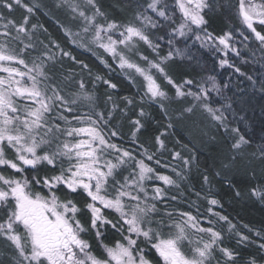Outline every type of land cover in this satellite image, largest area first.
<instances>
[{"label": "snow or ice", "instance_id": "1", "mask_svg": "<svg viewBox=\"0 0 264 264\" xmlns=\"http://www.w3.org/2000/svg\"><path fill=\"white\" fill-rule=\"evenodd\" d=\"M56 6L69 8L75 14L72 19L78 16L84 22L82 31H91L93 42L117 59L121 69H132L144 78L147 101L142 96L141 103H157L168 117L169 129L173 127V120L190 121L201 135H207L208 125L200 127V124L208 121L216 131L223 129L232 136L231 151L226 162H221L222 169H231L237 158L243 157L250 141L240 128L229 126L225 112L231 109V104L213 107L214 101L209 99V90L203 83L174 79L170 62L175 57L183 59L186 49L170 48L166 55H160V41L168 37L167 43L172 45L175 37L191 33L203 46L218 42L223 46L221 51L231 50L239 56V50L233 46L237 31L243 37L242 43L254 36L264 45V0H236L235 5L221 0H127L126 6L133 15L124 24L109 19L98 0H83V6L74 0H60ZM38 7L24 0H0V73L6 74L0 75V166L21 174L17 177L0 172V240L4 241L0 264H154L150 258L153 251L159 264H237L240 253L224 246L221 231L203 227L190 212H179L180 219L176 220L172 211L161 213L157 208V202H163L167 192L156 186L150 193L147 182L155 179L179 189L180 182L187 180L185 171L173 168L176 179L159 174L145 159H138L131 149L114 142L121 133L110 122L119 106L113 102L107 113L96 111L97 98L87 90L83 79L74 80L71 70L68 75L59 71L63 57L73 61L76 58L55 42L52 46L59 56L49 45L38 41L35 33L43 29V25L30 22ZM232 7L242 28L214 35L208 30L213 17ZM20 8L25 11L23 17L18 21L10 18ZM84 8L90 9L91 14ZM98 18L104 23H99ZM193 26L198 31L194 32ZM149 29L162 30L164 35L153 39ZM64 31L69 37L79 36L69 28ZM113 32H119L120 38L107 35L104 42L102 33ZM37 41L43 45V51L38 50ZM137 42H143L156 55V59H150L139 54L146 67L135 63L119 49V45L134 49ZM26 56H31L30 63ZM76 62L82 70L88 67ZM102 62L110 67L107 61ZM220 64L223 66L228 61L221 60ZM235 72L246 75L239 67ZM96 79L103 78L97 76ZM209 80L212 90L223 95L215 78L209 77ZM73 82L78 86L77 91L68 90ZM104 83L117 88L109 80ZM169 87L174 90L172 96L166 90ZM261 87L264 90V85ZM107 99L112 101L113 98L108 96ZM123 99L126 105L134 103L130 97ZM228 99L224 97L225 101ZM166 102L180 106L168 115ZM82 104L89 111L80 114L78 109ZM120 111L126 115L127 107ZM138 115L145 117L148 113L140 107ZM130 123L135 140L143 124L139 118ZM161 136L155 138L158 151L166 148ZM182 147L193 155L186 158L180 151L172 155L188 169L195 162L194 148L189 149L186 144ZM140 148L146 160L152 161L155 153H150L143 144ZM259 153L264 164V147ZM155 162L160 164L159 159ZM41 165L47 171L41 173ZM26 168L33 170L31 178L24 174ZM203 181L209 183L207 174L203 175ZM229 186L232 187L231 181ZM37 187L46 189L47 194L36 190ZM61 189L66 190L63 199L57 194ZM250 192L264 201V185L252 187ZM235 195L239 197L241 192L236 190ZM79 197L84 198L82 203L77 202ZM170 198L177 199L176 196ZM209 204L219 205L220 201L213 198ZM214 215L227 223L229 232L235 229L227 216ZM164 229L168 232L164 233ZM109 230L121 238L105 243ZM190 233L198 238L193 240ZM236 235L238 244L255 243L247 235L239 232ZM255 236L264 240L260 231H256ZM257 247L264 253V243H258ZM97 248L101 250L99 253ZM245 264H264V257L257 260L250 256Z\"/></svg>", "mask_w": 264, "mask_h": 264}, {"label": "trees", "instance_id": "2", "mask_svg": "<svg viewBox=\"0 0 264 264\" xmlns=\"http://www.w3.org/2000/svg\"><path fill=\"white\" fill-rule=\"evenodd\" d=\"M24 2L30 5H39L30 22L43 25V29H47V32L43 29H37L35 36L38 41H43L44 44L49 45L52 51L59 56L58 50L52 46V42H55L60 45L61 49L70 52L76 61L88 66L82 70L79 63L70 60L68 57H63V67L59 71L68 75L69 70H71L74 80L83 79L87 90L94 93L97 98L96 111L107 113L113 102L119 106L114 120L110 122V125L117 127L121 133L119 137L114 138V142L124 148L131 149L138 159H145V163L150 164L159 174L169 175L176 179L173 168L177 171H185L187 180L180 182L179 189L164 185L162 181L155 179L147 182L149 189L158 185L167 192L163 202H157V208L160 209L161 213L165 210L172 211L174 213L173 219L179 220V212H190L198 217L203 227H214L221 231L224 236V246L240 253L237 264H245L250 256H255L257 260H261L264 253L260 251L257 245L264 243V240L256 237L255 232L260 231L264 234V201L251 195L250 189L264 185V164L259 159V150L264 147V90L261 87L264 85V45L256 41L254 36H250L248 41L242 43L243 37L239 35V31L236 32L233 44L239 50V56L231 50H225L227 51V55H225V51L220 50L223 46L219 45L218 42L214 44L209 42L210 47L203 46L200 41L195 40L191 33L186 37H175L172 45L167 43L168 37L160 41V55H166L170 48L186 49L183 59L175 57L174 61L170 62V74L173 75V78L177 81L193 79L198 83H203L209 90V99L214 101L213 107L222 108L225 103H230L231 109L225 112L229 126L240 128L241 133L250 141V144L245 147L243 157H238L236 164L225 171L221 167V162H226L231 151L232 136L229 133H225L223 129L216 131L208 124V121L200 124V127H204L205 124L208 125L205 129L207 135H201L190 121L178 122L173 120V127L169 129L167 127L168 117L157 103H141V97L146 92V81L142 76L138 73L132 75L126 69H121L117 60L110 53L88 38L87 33L83 35V32L79 30L78 23H76L78 30L73 33H79V36L69 37L66 35L64 28L70 26L77 29V27L75 22L69 19L72 15L65 7H57L58 3L55 0H24ZM221 2L235 5L236 0H221ZM98 3L102 10L108 14L109 19H114L121 24L132 19L133 13L126 6L127 0H98ZM24 14V9L20 8L14 11L10 18L18 21ZM178 16L179 13L177 12ZM233 28L238 30L242 28L235 7L227 8L216 14L208 30L214 35H222ZM193 31L198 30H194L193 27ZM149 34L155 39L156 36L164 35V32L159 29H149ZM245 34L248 35L247 30H245ZM73 39L76 40V43H73ZM38 41L37 48L39 51H43L44 47ZM139 48L152 59H156V55L145 45L141 44ZM36 54L32 53L31 55ZM25 58L30 63L31 56ZM221 60H227L228 64L221 66ZM102 61H107V65L110 67H107ZM174 66H178V69L175 70ZM20 67L22 68V66ZM236 67H239L241 73L246 75L235 72ZM2 74L4 73H0V75ZM97 76L103 79L97 80ZM209 77L215 78V82L221 87L223 95H218L212 90V81L209 80ZM248 77L252 79L249 80ZM104 80L115 83L117 88H110L104 83ZM225 84L228 85L227 88L224 87ZM68 90L77 91V84L73 82ZM166 90L169 96L173 95V89L169 87ZM193 90L195 91L196 88L193 87ZM108 96H112V101H108ZM225 96L230 99L225 101ZM124 97L132 98L134 103L126 105ZM249 98H256L257 102L254 103V100L251 101ZM247 99L249 100L246 102L247 118L246 121L240 122L234 112L241 108V103ZM144 100L147 101L146 96H144ZM179 106V104H167L168 115H172L173 110ZM125 107H127L126 115L120 111ZM140 107H143L148 115L139 117ZM88 111V107L84 104L78 109L80 114ZM138 118L141 119L143 127L136 134V139L133 140L131 133L134 128L130 121ZM161 133H165V135L161 136ZM157 136H161V139L165 140V150H157L155 143ZM141 144L148 148L150 153H155L152 161H148L144 157L143 149L140 148ZM185 144L188 145L189 149L194 148L195 155V162L188 169L184 168L180 159L174 158L172 155L174 151H180L182 156L186 158L193 155L192 152L182 147ZM253 153L255 156L252 155ZM157 159L160 160L159 165L155 162ZM39 171L43 173L47 169L41 165ZM0 172L17 177L21 175L4 166H0ZM217 172L220 175H216ZM32 173V169L26 168L24 174L31 178ZM204 174L209 176V183L203 181ZM229 181H231L232 187L229 186ZM36 190L47 194L46 189L37 187ZM236 190L241 192L239 197L235 195ZM65 192L66 190L61 189L57 194L63 199ZM196 193L200 195L197 196ZM172 196H176L177 199L172 200L170 198ZM213 198L219 200L220 204L210 205L209 200ZM83 199V197H79L77 202L82 203ZM209 208L212 209L211 212L208 211ZM214 213L227 216L235 225V229L229 232L227 223L219 220ZM111 215L115 214L111 213ZM156 218H159V214ZM209 221L213 223L210 224ZM237 232L249 236L255 243L238 244ZM116 239H120V237L109 230L104 242L111 244ZM92 243L95 246V240ZM3 248L4 241L0 240V249ZM100 251L97 248V252ZM150 258L153 259L154 264H159L154 251Z\"/></svg>", "mask_w": 264, "mask_h": 264}, {"label": "rangeland", "instance_id": "3", "mask_svg": "<svg viewBox=\"0 0 264 264\" xmlns=\"http://www.w3.org/2000/svg\"><path fill=\"white\" fill-rule=\"evenodd\" d=\"M57 3H59L60 2V0H55ZM74 2H76V3H79V4H81V6H83V0H74ZM65 8L70 12V15H72L71 17H69V19L70 20H72L73 22H75L74 24H75V26L77 25L78 26V24H79V30L81 31V32H83L82 31V27H83V24H84V22L77 16L75 19H72V17L75 15L74 13H72L71 11H70V9L69 8H67L66 6H65ZM84 10L90 15L91 14V10L90 9H88V8H84ZM98 22L99 23H104V21L102 20V19H100V18H98ZM76 23H78V24H76ZM76 26V27H77ZM69 29H71V31L72 32H74V31H77L78 30V27H77V29L76 28H73V27H70V26H67ZM194 27V30H198V29H196L195 28V26H193ZM120 31H123V29L121 28L120 29ZM86 33H84L83 32V35H85ZM107 35H112V37H113V39H119L120 37H119V32H113V33H102V36H104V42H106V38H107ZM87 36H88V38H90L91 40H93L92 39V32L91 31H89L88 33H87ZM145 45L143 42H137V45H136V48H134V49H131V50H129V49H126L125 47H124V45H119V49L120 50H123L124 52H125V54L132 60V61H134L135 63H137V64H140L142 67H146L147 65H146V63L143 61V60H141L140 59V53H142L143 55H146V56H149L148 54H146L144 51H142L140 48H139V46L140 45ZM145 47H147V45H145ZM149 58L150 59H152L151 58V56H149ZM155 59V58H154ZM117 60V59H116ZM117 62H118V60H117ZM119 63V62H118ZM175 67V70H177L178 69V66H174ZM126 70H127V72L129 73V74H132L133 75V73H135V71L134 70H132V69H127V68H125ZM2 75H4V74H2ZM249 100H251V101H253L254 100V103H256L257 101H256V98H253V99H250L249 98ZM248 99L247 100H244V102H242L241 103V108H239L237 111H235L234 112V115L236 116V117H238V119H239V121L240 122H243V121H246V118H247V113H248V108L246 107V102L247 101H249ZM254 105V104H253ZM9 155H11V153H9ZM156 181H158V180H156ZM156 186H158V185H156ZM156 186H152V188L153 187H156ZM147 187L149 188V184L147 183ZM151 188V187H150ZM152 188L151 189H149V192L151 193V190H152ZM168 232V229H164V233H167ZM190 235H191V233H190ZM202 235V234H201ZM120 237V236H119ZM121 238V237H120ZM191 238L193 239V240H195V239H197L198 238V236H195V235H191ZM205 239H207V237L205 236ZM184 250L187 252L188 251V246H187V244H185V246H184Z\"/></svg>", "mask_w": 264, "mask_h": 264}]
</instances>
